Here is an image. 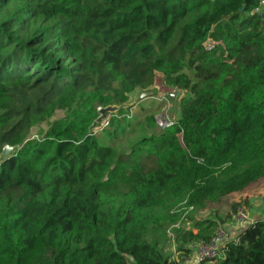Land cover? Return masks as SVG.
I'll return each instance as SVG.
<instances>
[{"label":"trees","instance_id":"obj_1","mask_svg":"<svg viewBox=\"0 0 264 264\" xmlns=\"http://www.w3.org/2000/svg\"><path fill=\"white\" fill-rule=\"evenodd\" d=\"M258 2L0 0V264H178L148 237L187 212L178 252L213 237L225 218L194 215L264 177ZM157 82L182 92L170 124H94ZM237 237L205 264H264V218Z\"/></svg>","mask_w":264,"mask_h":264},{"label":"rangeland","instance_id":"obj_2","mask_svg":"<svg viewBox=\"0 0 264 264\" xmlns=\"http://www.w3.org/2000/svg\"><path fill=\"white\" fill-rule=\"evenodd\" d=\"M141 93L143 94V96H141L139 99V95ZM141 93H136L134 96H132L131 102H129L130 104H132V106H134V111H137L140 106H143L145 109L157 107L158 112L156 113V119L158 125H165L164 122L167 123L179 117L180 104L178 99L182 95V92H174L175 97L173 100H170L166 96L165 92L160 89V86L157 82V84L152 89L147 92ZM33 133H36V129H33ZM140 136L141 133L137 132L131 139L135 140L138 139ZM122 141L125 142L119 144V147L126 146L125 143L126 141H128V139L123 138ZM14 151L15 150H13L12 153ZM234 203H239L240 205L238 209L240 208L245 210L250 216V218H264V177L258 178L256 181L249 183L240 191L232 192L226 195L220 202L208 204L207 207L193 215L197 217H208L214 213H217V215L219 214L218 217L220 216V218H225V225L223 224L222 226V228H225L227 227L228 223L235 224L232 219V214L235 213L232 210V205ZM251 211H256L257 214L254 215ZM230 213H232L231 216H229ZM190 217H193L192 214L187 212L178 224L169 228L165 232L148 237V240L151 241L155 239L158 245L161 247L163 253L168 254L177 260L179 257V252L176 250V246L174 244L175 234L181 229H189L191 227L192 222H190L189 220ZM238 232L233 233V235H236Z\"/></svg>","mask_w":264,"mask_h":264},{"label":"built area","instance_id":"obj_3","mask_svg":"<svg viewBox=\"0 0 264 264\" xmlns=\"http://www.w3.org/2000/svg\"><path fill=\"white\" fill-rule=\"evenodd\" d=\"M252 14L259 19L264 20V0H259L258 5L252 11ZM164 123L165 125H161L166 126L167 124H170L171 121ZM106 124L107 123H103V125ZM232 219L238 226L249 225L254 221L245 210L240 208L232 214ZM237 234L233 235L227 229L220 227L208 242L201 240L192 242L190 244L191 253L182 254L179 252V257L175 260L178 261V264H205L210 260L220 258L226 252L230 241L237 242L239 240Z\"/></svg>","mask_w":264,"mask_h":264},{"label":"water","instance_id":"obj_4","mask_svg":"<svg viewBox=\"0 0 264 264\" xmlns=\"http://www.w3.org/2000/svg\"><path fill=\"white\" fill-rule=\"evenodd\" d=\"M167 95H168L170 100H173L174 97H175V93L173 91L167 92ZM141 96H143L142 93L139 95V99H140ZM131 107H132V104L127 103V104H122V105H119V106H117V105H109V106H106V107L99 108L98 109L99 116L96 118L94 124H99L101 121H103L106 118L107 114H112V113H115V112L119 111L120 109H126V108H131ZM13 150H15V147L6 145L2 149V151L0 152V162L3 159H5L6 157L12 155L13 154L12 153Z\"/></svg>","mask_w":264,"mask_h":264},{"label":"crops","instance_id":"obj_5","mask_svg":"<svg viewBox=\"0 0 264 264\" xmlns=\"http://www.w3.org/2000/svg\"><path fill=\"white\" fill-rule=\"evenodd\" d=\"M250 212V211H249ZM254 215L257 214L256 211H251ZM219 215V214H218ZM220 217V216H219ZM255 218H260V217H254ZM225 225V224H224ZM247 225H242V226H238L236 224H227V227H225L231 234L238 232L239 230H242L244 227H246Z\"/></svg>","mask_w":264,"mask_h":264}]
</instances>
